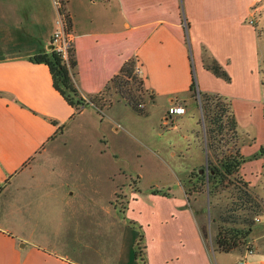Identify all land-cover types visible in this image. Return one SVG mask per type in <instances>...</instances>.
<instances>
[{
  "label": "crops",
  "instance_id": "1",
  "mask_svg": "<svg viewBox=\"0 0 264 264\" xmlns=\"http://www.w3.org/2000/svg\"><path fill=\"white\" fill-rule=\"evenodd\" d=\"M59 1L60 9L54 0H0V223L6 220L9 200L19 213L23 208V223L26 208L33 223H46L48 207H65L67 220L87 223L86 236L102 242L107 259L97 258L96 264H141L140 256H135L141 234L144 264H213L183 187L181 194L169 186L145 191L135 182L119 187L113 179V195L103 198L98 189L73 184L67 176L55 184L54 176H60L55 164L68 158V143L77 137L72 132L88 124L100 139L129 122L131 105L119 100L109 104L112 90L101 93L131 58L141 67L138 76L151 101L147 114L150 106L158 107L160 129L185 113H170V108L180 105L174 102L188 94L195 75L201 91L230 100L239 132L254 135L253 151L260 149L264 0ZM60 13L73 35L81 93L102 96L99 105L90 102L80 112L55 88L49 66L34 59L54 49ZM211 57L228 71L229 82L205 66V58ZM173 146L170 141L151 151L168 150L172 159ZM176 165L182 170L181 164ZM119 188L129 194L123 213L111 206ZM47 196L53 198L47 201ZM57 218L63 220L61 215ZM128 232L136 235L127 245ZM84 240L75 233L56 243L44 231L29 236L0 226V264H81L53 248L58 244L70 256L80 257ZM113 242L118 244L115 248ZM258 264H264V257Z\"/></svg>",
  "mask_w": 264,
  "mask_h": 264
},
{
  "label": "rangeland",
  "instance_id": "2",
  "mask_svg": "<svg viewBox=\"0 0 264 264\" xmlns=\"http://www.w3.org/2000/svg\"><path fill=\"white\" fill-rule=\"evenodd\" d=\"M138 93L142 94L140 95V103H144L145 108L142 111H137L131 106L134 113L130 114L129 122H125L124 128L119 132H110L108 136H100V139H98V136L88 124L82 127L80 132H72V135L77 137H72L68 143V158L55 164L60 176H54V183L58 184L59 180L64 182L67 176V181L71 180L73 184H81L83 186L87 184L88 189H98L101 192L100 196L103 198L107 195H113V179L119 183V187L125 188L130 183L135 182L145 191L152 186L159 187L161 190H165L169 186L175 194H181V187H183L201 228L213 264H241L243 260L248 263L254 261V263L258 264V259L264 257L262 251L264 246V145L260 149L253 151L255 147L252 145V141L255 140L254 135L245 137L238 129L237 145L240 146L242 154H246L247 158L242 164L240 173L249 182L252 192L261 199L263 213L256 216L260 218V221H257L255 217V224L252 232L246 238V245L231 252L220 251L215 238L216 223L213 220L216 213L217 217H219V212H222L223 217L232 213L230 211V208H232L231 201L235 196L233 191H231L232 187H229L230 185L232 186V184L228 183L230 179H227L225 181L227 185L225 187L222 186L223 189H219L217 195L212 197L197 177L198 173L207 177L210 172L204 121H201L204 116L200 98L191 94L183 95L174 104H180L179 106L184 107L185 113L178 116L176 121H172L160 129L158 107L150 106L148 110L152 109L150 114H147L148 103L151 102L149 95L139 89L136 91V94ZM118 100L127 102L126 98L113 89L108 95L107 101L110 104ZM243 123L247 124L249 122ZM259 129V140H264V126L260 124ZM157 134H160V136ZM170 141L173 143V150L175 151L172 159L169 157L170 151L168 150L163 152L151 151V148L157 149L161 144L163 145ZM246 143L250 145L243 149V145ZM230 144L234 146L232 142ZM116 154L117 156H115ZM176 164H181L183 171L179 170ZM89 192L87 190L86 194L89 195ZM52 198L47 196L46 200L49 201ZM128 198V192L119 188L113 196L111 206L114 205L116 210L123 213L127 207ZM8 204L7 208L9 207V211L7 210L4 218L8 223L3 220V223H0L1 228L29 236L32 234L38 236L39 233L42 234L44 231L45 236L55 239L56 243L62 242L67 236H73L77 233V235L85 239L81 247L86 252L84 251L82 256L78 257L76 253L70 256V253L67 252L68 250L58 244L53 249L63 254V257L67 255L69 261L77 259L81 264H96L95 261L99 260L97 258H100L99 262L102 261L101 258L105 260L102 242L97 240V236L93 240L89 235L86 236L87 228L85 225L87 223L74 224L70 222L71 218L67 220V214L63 215V212H66L68 208L48 207V211L45 212L47 215L46 223L42 221L38 223V220L37 223H33V220L29 218V212H27L29 208H26L24 215L26 222L23 223V208H21V213H19L13 201L9 200ZM95 208L101 211V208L97 206ZM60 215L61 217L63 216L61 222L57 218ZM95 225L97 224L95 223ZM38 226L41 227L39 231ZM133 234L136 235V232H133ZM133 234L127 233L129 239H127L126 244L127 242L128 244L130 243ZM93 242L94 246H91ZM111 244L113 248L118 245L115 242ZM104 246L105 248L107 247L106 244ZM106 249L109 248L107 247ZM250 249H253V254H249ZM139 250L141 254L140 262L144 264L143 258L146 256V252L144 241L142 240ZM86 254L88 255L86 256ZM106 264L108 263L106 262Z\"/></svg>",
  "mask_w": 264,
  "mask_h": 264
},
{
  "label": "trees",
  "instance_id": "3",
  "mask_svg": "<svg viewBox=\"0 0 264 264\" xmlns=\"http://www.w3.org/2000/svg\"><path fill=\"white\" fill-rule=\"evenodd\" d=\"M34 59L49 66L55 88L75 107L77 112H80L89 102L99 105L100 100L102 101V96H84L81 93L76 80L77 59L73 45L69 50L68 60L55 49L38 54ZM204 62L205 66L215 75L228 82L231 80L230 74L217 59L205 58ZM135 68L136 60L134 58L126 61L120 72L110 79L101 94L115 89L122 97L126 98L127 103L135 110L142 111L143 109L139 108L140 95L142 94H136V91L138 89L143 93L145 91L143 81L135 72ZM188 94L200 98L204 116L201 121H204L206 147L209 154L210 172L208 176L198 173L197 177L212 197L217 195L219 189H223L222 186L227 185L225 184L227 179H230L228 183L232 184L229 186L232 187L231 191L235 196L231 201L230 211L232 213L226 217L222 216V212H219V217H217L216 213L213 220L216 223L215 238L218 249L223 252H231L247 244L246 238L253 230L255 217L263 213L262 201L252 192L249 182L240 173L242 164L247 158L242 154L240 146L237 145L239 124L230 100L220 94L201 91L195 75H193ZM231 142L234 146H231ZM159 191L168 194L166 191L154 190L155 193H159ZM141 240H143L142 234L139 237L138 247L135 249L136 257L141 255L139 250Z\"/></svg>",
  "mask_w": 264,
  "mask_h": 264
},
{
  "label": "built area",
  "instance_id": "4",
  "mask_svg": "<svg viewBox=\"0 0 264 264\" xmlns=\"http://www.w3.org/2000/svg\"><path fill=\"white\" fill-rule=\"evenodd\" d=\"M55 5L60 9V1L54 0ZM57 28L53 34L52 43L54 49L61 55L63 58L68 60L69 57V50L73 45V35L71 30L69 29L67 19L64 14L60 13L57 20H56ZM135 72L139 75L141 73V67L136 66ZM87 98V97H86ZM89 101V100H88ZM90 103V102H89ZM140 109L145 108L144 103L139 104ZM182 113L185 112V108L181 106L171 107L170 113ZM257 221H260L259 217H256ZM253 252V249H250V253ZM241 264H246L243 260Z\"/></svg>",
  "mask_w": 264,
  "mask_h": 264
}]
</instances>
